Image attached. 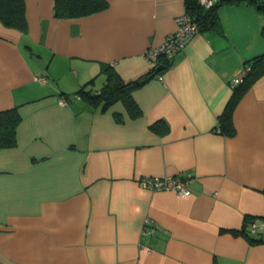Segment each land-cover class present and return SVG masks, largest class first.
<instances>
[{"label": "crops", "instance_id": "0c3cea01", "mask_svg": "<svg viewBox=\"0 0 264 264\" xmlns=\"http://www.w3.org/2000/svg\"><path fill=\"white\" fill-rule=\"evenodd\" d=\"M105 1L63 18L54 0H24V31L0 21V112L20 117L0 142V264H264V243L240 232L264 224V74L234 106V134L217 127L233 80L264 55V12L219 5L160 81L144 52L184 0ZM109 74L125 86L92 94ZM177 174L192 177L187 197L138 182Z\"/></svg>", "mask_w": 264, "mask_h": 264}, {"label": "trees", "instance_id": "16d2710c", "mask_svg": "<svg viewBox=\"0 0 264 264\" xmlns=\"http://www.w3.org/2000/svg\"><path fill=\"white\" fill-rule=\"evenodd\" d=\"M241 1L255 5L258 11L264 12V0H217L211 7L204 8L198 0H184L185 11L195 18L199 31H207L213 29L218 24L217 8L222 4H235ZM107 6L105 0H54L53 14L56 17L72 18L84 16L96 11H99ZM0 21L7 26L15 27L24 31L26 29V17H25V2L24 0H0ZM262 35H264V26H262ZM167 61L162 60L159 66L154 70H149V74L155 75L159 73L162 68L166 66ZM249 70L244 74L242 81L237 84L233 92L217 119V127L220 133L226 135H233L235 132L232 123V112L234 106L243 95V93L251 86V84L262 74H264V55L255 57L247 62ZM109 83L106 84L101 90L100 94L95 96H103L107 93V88L114 84V90L122 88L124 84L113 83L112 74L108 77ZM143 81L140 77L135 81H131V86H137ZM116 86L118 87L116 89ZM120 86V87H119ZM114 91V92H115ZM111 92H109L110 94ZM19 114L17 110H7L0 112V142L2 145H12L15 142V128L19 122ZM253 219L246 218L245 225L252 222ZM245 234L249 241L252 243H264V238L260 236V233L255 237L244 229L240 230Z\"/></svg>", "mask_w": 264, "mask_h": 264}, {"label": "built area", "instance_id": "2783aa9c", "mask_svg": "<svg viewBox=\"0 0 264 264\" xmlns=\"http://www.w3.org/2000/svg\"><path fill=\"white\" fill-rule=\"evenodd\" d=\"M217 0H198V3L204 7H211ZM176 29L168 33L163 41L156 46L148 47L144 52V57L149 64V69H156L162 60L169 61L177 52L184 49L191 38L199 32L197 22L194 17L189 15L186 11L176 17ZM249 70V65L243 68V71L233 80V85L239 84L244 74ZM155 76L163 81V77L160 73H156ZM44 82V78H39ZM92 94H100V90L94 91ZM76 97H80L79 93L74 94ZM69 96L60 95L58 102L60 104H67ZM192 177L189 175H165L162 177H143L138 180L139 184L143 187H147L153 190H171L174 191L178 197H187L191 194L190 183ZM250 232L255 233L260 230V236L264 238V224L258 225L257 220L253 219L249 228ZM154 231V227L149 225V221H145L143 227V233L148 234Z\"/></svg>", "mask_w": 264, "mask_h": 264}, {"label": "water", "instance_id": "95a60500", "mask_svg": "<svg viewBox=\"0 0 264 264\" xmlns=\"http://www.w3.org/2000/svg\"><path fill=\"white\" fill-rule=\"evenodd\" d=\"M34 59H35L36 61L38 60L37 57H35V56H34ZM40 66L43 67V65H41V64H40Z\"/></svg>", "mask_w": 264, "mask_h": 264}]
</instances>
